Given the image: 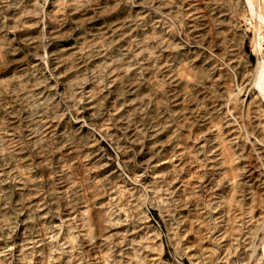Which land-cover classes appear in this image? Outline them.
<instances>
[{
  "label": "rangeland",
  "instance_id": "1",
  "mask_svg": "<svg viewBox=\"0 0 264 264\" xmlns=\"http://www.w3.org/2000/svg\"><path fill=\"white\" fill-rule=\"evenodd\" d=\"M251 1L0 0V264H264Z\"/></svg>",
  "mask_w": 264,
  "mask_h": 264
},
{
  "label": "bare ground",
  "instance_id": "2",
  "mask_svg": "<svg viewBox=\"0 0 264 264\" xmlns=\"http://www.w3.org/2000/svg\"><path fill=\"white\" fill-rule=\"evenodd\" d=\"M250 1V5H251V8L253 10V5L254 3ZM259 20L262 21L264 23V15L262 13L259 12ZM261 35V34H260ZM262 36V35H261ZM259 37V36H258ZM260 39H262L264 41V36L263 38L261 37ZM261 41V40H260ZM264 47L261 46L260 50H263ZM256 79H255V83L256 85H258L260 88H262L264 90V57H263V60L262 62L260 63L259 65V68H258V71H256ZM90 105V104H89ZM136 204V203H135ZM140 208V207H139Z\"/></svg>",
  "mask_w": 264,
  "mask_h": 264
}]
</instances>
